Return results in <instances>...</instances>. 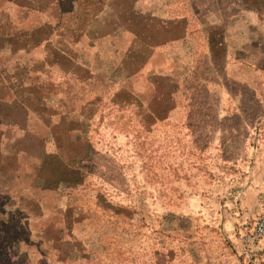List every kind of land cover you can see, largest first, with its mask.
<instances>
[{
  "label": "rangeland",
  "instance_id": "rangeland-1",
  "mask_svg": "<svg viewBox=\"0 0 264 264\" xmlns=\"http://www.w3.org/2000/svg\"><path fill=\"white\" fill-rule=\"evenodd\" d=\"M19 1L22 7L10 0H0V70L13 77L22 63L30 65L46 55L47 48L66 46L60 53L68 58L70 48L78 40L76 56L92 75L84 86L53 76L48 80L40 77V81L52 83L39 89L25 88V84L21 89L15 87L18 98L32 107L45 93L55 95L67 111L71 110L66 118L51 119V135L60 144L56 155L49 154L54 151L52 146H42L41 139L46 138L49 128L28 115L24 117L20 111L10 110L12 92L0 87L6 101L0 111L2 117L27 122L29 131L24 139L21 137L25 133L16 132L15 128L3 127L0 131V149H5L6 155L21 153L19 165L8 157H0V166L6 168L0 173L1 181L7 178L10 185L14 181L12 172L17 171V184L21 186L33 182L60 187L66 183L71 196L82 194L85 201L97 196L95 191L99 190L113 203L132 206L130 218L134 227H120L115 237L116 230L113 231L110 221L104 227V238L96 243L93 240L101 218L78 202L73 232L90 254L99 257L93 264H175L171 257H177L169 243L172 235L165 232L164 238H160L158 224L165 213H169V226L175 220L170 213H174L210 224L219 222L214 225L220 230L223 221L240 223L245 229L258 218L262 210L249 205L241 211L236 194L250 184L246 180L254 173V167H261V159L255 158L264 156V106L259 104L253 89L228 80L221 59H203L206 37L200 33L198 21L191 19L202 15V25L207 27L211 23L209 30L217 35L227 16L237 11L234 2L231 5L229 0H70L58 10L55 0ZM162 8L167 11L165 16L175 20L169 21L167 29L159 24L164 17L160 14ZM252 15L248 13L249 17ZM183 17H188L189 23L177 21ZM184 27L188 39L194 40L198 48L200 61L193 65L186 56H165L146 47L181 36ZM30 35L40 45L25 56L21 51L31 43ZM145 64L152 67L143 68ZM169 72L172 84L159 80L158 76ZM171 92H175L173 99ZM160 95L169 98L162 102L157 100ZM89 99L95 107H84ZM99 105L102 107L98 108ZM145 111L154 116H145ZM79 112L89 117L86 129L81 120L86 116H77ZM33 133L40 138L32 137ZM83 156L87 159L81 173L78 170L75 178L72 174L61 175V163H72ZM39 162L42 169L37 173ZM50 173L52 180L48 178ZM84 175L87 184L80 193L77 185ZM4 185L8 182H2ZM71 196L43 197L46 218L57 222L59 215L67 211L69 199L73 200ZM26 210L21 203L0 196V213L11 212L4 229L0 228V245L18 237L35 240L33 231L38 226L19 212ZM13 247V254H21L17 264L28 262L25 251ZM2 250L0 264H6ZM37 260L35 256L29 263L40 264ZM251 263L247 259V264Z\"/></svg>",
  "mask_w": 264,
  "mask_h": 264
},
{
  "label": "crops",
  "instance_id": "crops-1",
  "mask_svg": "<svg viewBox=\"0 0 264 264\" xmlns=\"http://www.w3.org/2000/svg\"><path fill=\"white\" fill-rule=\"evenodd\" d=\"M229 2V4L232 5L233 0H229ZM250 4H248L246 0H244V2H238L234 6L237 11L227 16V19L221 25L220 31L217 35L212 32L213 29L209 30L208 26H211L209 25L211 23H209L207 27L202 25L204 22V20L200 21L202 15H199L198 17L192 16L191 19L195 22L198 21L199 31L203 35L204 39L206 37V40H204L202 44V48L205 49V51H203L204 53L202 52L203 55H201L203 59L210 62L221 59L222 67L228 80L253 89L257 96V100L260 101L259 104H262L264 106V0H261V6H259V8H255L252 4ZM165 10L166 9L162 8V11L160 12V14L164 15V17L162 18L163 20H160L161 22H159L160 27L163 29H167L169 21H175L169 16H165V14H167V11ZM248 13L253 14V17H249ZM153 17L155 16L153 15ZM177 21H182L186 24L189 23L188 17H183L182 19H178ZM188 38L189 34L187 32V27H184V34H182L181 36L173 40L171 39L170 41H166L156 47H146L151 51L158 50L160 52H163L165 56L169 55V53L170 55L175 54L180 57L186 56L189 61L191 59L190 63H192L193 65V63L200 61L199 56L197 55L198 48L195 41ZM78 44V40L73 43L74 48H70L71 51L69 52L70 56L68 58L63 57L60 53L61 48H66V46L55 47L53 49L47 48V54L43 55L40 59H37L35 62H33V64L29 65V63L27 62L21 64V66L31 67L39 64V60L42 61L43 59H46V68L44 71L45 73L36 76L35 73L28 72V75L24 74V76L20 78L19 76L15 78L6 77L7 83H12L15 85L20 84L21 86L22 84H25V88L32 86L31 88L39 89L42 88V86L45 84L52 83L51 81H40V77L48 80L52 79L53 76H60L64 81L69 79V82H77L80 86L86 85L85 82L90 79L92 72L86 65L82 63V60L78 59V57L76 56V47L78 46ZM173 47L174 49H171ZM73 51L75 52L74 55L72 54ZM52 55H55V58H52ZM189 61L186 63V66L188 65ZM146 65L147 68H149V64L143 65V68ZM158 77L159 80L163 79L165 83H173L172 72H169L167 74L162 73ZM39 84H41V86H39ZM166 98L168 100L169 97L160 95L159 97H157V100L163 102ZM20 101L22 102V106H19L20 108L17 110L22 112L24 114V117L25 115H28L34 118L36 121H41L42 125L45 128L53 127V122H51V119H54L55 117L66 118V116L68 117V115L70 116L72 114L71 110L67 111L64 104H62L61 101L57 99V97H55V95L53 94H40V98L38 99L34 107L28 105V103H25L24 100ZM41 101H43V103L45 104V108L44 110L42 109V111L39 107ZM93 105V103L89 104V101H86L84 107H93ZM23 107H25L26 110L23 109ZM139 107L141 108V105ZM28 108L30 109V111ZM55 108H57V110H55ZM150 113L149 111H147V113L145 111V116L146 114L149 117L154 116ZM77 116L82 118L86 116V114L79 112ZM41 117H44V119L41 120ZM88 118L89 117L86 116L85 118L81 119L83 121L82 124L85 129L87 128ZM49 120L51 124L49 123ZM3 127H9L11 129L15 128L16 132L22 131L26 135L29 134L27 122L22 123L20 121H13L12 124H9L8 121H4V125L0 127L1 131ZM63 130L67 131L68 129L66 130L65 128H63ZM48 132L49 133L48 135H46V138L41 139L44 142L42 146L46 149L48 146H52L54 148V151L49 152V154L56 155L57 151L55 149L60 147V144L55 143L56 140L52 137L50 128ZM32 135L36 138H40V136L36 133H33ZM83 141L84 145L86 141ZM258 158L259 160L261 159V162H259L258 164L262 167V165L264 164V156H257L255 159L257 160ZM86 159L87 158L83 156L75 158L72 163H61V175L65 173L70 175L72 174L75 178L78 174V170L79 173L82 172ZM256 160L255 163L257 164ZM80 161H82L83 168H78V163H80ZM40 163L41 162H39L38 169L36 170L37 173H39V171L42 169ZM261 167H257L256 169L254 167V173L249 174V178L246 180V184H250L241 188L236 194V200L239 201V209L241 211H243L244 208H247L249 205L259 208V211L264 210V168L262 167L261 169ZM48 178L49 180H52L53 173H50ZM38 179L39 178H33L32 180ZM34 184L36 191H34L33 194L40 195L42 197H45L48 194H53L55 196L66 195L63 192L69 191H67L66 187H68V185H66V183L60 184V187L52 185L43 186L39 183ZM85 184L87 183L86 176L84 175L80 178V182L77 185V189L80 191V193H82V189L86 187ZM95 194L97 196H93L87 201H85L82 194H79L75 199L76 205L78 204V202L82 203V206L83 204H85L86 208H89L91 212L96 211L101 218V222L99 221L100 224L96 228V230L98 231V235L93 241L97 243L104 238V227L108 225L110 221L113 231L116 230L115 237L117 236V234H119L118 229L120 227L126 229H131L132 227H134V222L132 223V218H130V212H133L134 210L132 209V206H123L113 203L108 199L105 193L100 192L99 190H96ZM43 201L44 200L42 199V205L44 209L37 206L39 205L38 202L37 205L35 204L38 211L43 212L46 210V206H44L45 203H43ZM168 214L169 213L163 214V218L159 219L158 226L160 228V238H164L162 233L164 234L165 232L166 235H172L169 243L172 244L174 253L177 257L176 260H174L173 256L171 257V261H173V263L247 264V258H245L244 256L242 257L241 255L243 254L242 238L245 234L251 231L256 220L253 221L249 225V227H246L245 229L242 226H239L240 223L234 224L233 222L230 223L229 221H223V229L220 230L219 228H216L217 225H214L219 223L217 221V223L210 224L203 220H196L194 218H190L189 216L185 217L183 215L174 213H170V217L174 218L175 220L173 221L174 223L169 226L167 219ZM165 243L168 244V242ZM260 245L261 251L258 253L256 260L251 264H264V239L261 240ZM96 257L97 256L89 254L86 257V260H81L80 262L81 264H90V262H92Z\"/></svg>",
  "mask_w": 264,
  "mask_h": 264
},
{
  "label": "trees",
  "instance_id": "trees-1",
  "mask_svg": "<svg viewBox=\"0 0 264 264\" xmlns=\"http://www.w3.org/2000/svg\"><path fill=\"white\" fill-rule=\"evenodd\" d=\"M10 1H13V2L19 4L18 6H21L19 0H10ZM69 1L70 0H55V5L58 7V10H61L62 6L64 4L69 3ZM76 1L82 2L85 0H76ZM98 1H100V0H98ZM233 2L235 4H237L238 2H244V0H233ZM250 3L255 8H259V6H261V0H252ZM250 3H248V4H250ZM20 9H23V8H20ZM9 23L11 24L12 22L9 21ZM21 30H22V28H21ZM29 40L31 41V43L29 45L27 44V47L23 51H21L23 54H25V56H28L29 53L32 54L33 51H35V50H38L39 45H40V42L35 41L34 37L31 35H30ZM44 40H48V38L44 39ZM23 58H25V57H23ZM52 58H55V55H52ZM45 60L44 59L42 61L39 60L40 61L39 64H37L35 66H31V67L20 66L18 69H15V72L13 73L15 75H13V77L19 76V78H20V77L24 76V74L28 75V72H31V73L33 72L36 74V76L45 73L44 72L45 68H46V61ZM31 64H33V63H31ZM6 77H8V76L5 74V72L3 70H0V87L7 89L8 92H12V97L8 101V104L10 105V110L18 111L17 109H19L22 106V102L20 101L22 99L18 98L15 87L21 88L22 86L20 84L15 85L12 83H7ZM170 84H172V83H170ZM39 86H41V84H39ZM174 93L175 92H173V94H172V92H171L172 99H173V96L175 97ZM43 101H41L39 104L41 111H42V109L44 110V108H45V104L43 103ZM87 101H89V104H92V103L95 104L94 101L91 103V99H89ZM5 103H6L5 99L2 98V96L0 94V111H1V108L3 107V104H5ZM96 103H98V102H96ZM122 106L127 107V105H122ZM94 107H95V105H94ZM101 107H102V105L98 106V108H101ZM23 109L26 110L25 107H23ZM28 109H27V111H28ZM55 110H57V108H55ZM29 111H30V109H29ZM4 121H8L9 124H12V122H13L8 117H2L1 112H0V127L4 125ZM0 131H1V129H0ZM27 135L26 134L24 136L22 135L21 139L28 137ZM0 137H1V135H0ZM32 137H34V136L32 135ZM55 140H57V139H55ZM0 142H1V140H0ZM41 142H42V144L44 143L43 140ZM55 143L57 144V143H59V141H56ZM58 148H60V147H58ZM41 149H42V151L44 150L43 147H41ZM5 152H6L5 149H0V157L1 158L2 157H8L11 160V162L15 163L16 165H19V163L17 161V159L21 156L20 155L21 153L19 151H17L15 154L13 153L10 155H6ZM81 167L83 168L82 161H80V163H78V168H81ZM4 168L5 167L2 168L0 166V173L5 171ZM16 173H17V171L12 172L14 181L11 182L10 185H9V179L5 178L6 180L4 179L1 181V177H0V196L7 197V198H9L10 201H13V202L15 201V202L21 203L23 206H26L27 210L25 212H22V211H19V212L21 213V215H25V217L27 216L30 223L35 224L38 227H37V229H35V231H33L34 238H35V240H33V241H31L30 239L18 237L16 239L13 238L7 242L5 241L3 244L0 245V250L3 249L2 251H4V254H5L4 260L6 261V264H17L18 258L21 255L20 253L13 254V250L11 248L12 245L17 250L22 249V251H25V254H23V255L27 256L28 262H26L24 264H30L29 260H33V258H35V256H38L39 260H37V262L40 264H76V263L80 262L81 260H86L87 255L90 254L88 249H87V246L84 245L82 243V240H80L77 237V235H75L73 232L75 229V224H76V219L74 218V215L76 214V212L78 210V209H76L77 205L75 204L76 196H71L72 195L71 191H69V192L64 191L63 193L66 195H61V196L56 195L57 197H60V198H62V197L67 198V197L71 196L73 201H70L69 202L70 204L68 203L66 205L67 211L64 213H61L59 215V220L57 222L51 221V220L45 218L46 215L44 214V211L42 212V211H38L36 209L37 202L39 203V205H37L38 207H40L42 209H44V207L42 205L43 197L40 195L33 194L34 191H36L35 184L33 182H31V183H28L27 186L18 185ZM4 181L6 183L8 182V185L7 186L4 185L5 187H2V182H4ZM56 196L54 197L55 199H57ZM10 213H11L10 211L0 213V226H2L0 228H2V230L4 229L3 226H5L8 223L7 218H8V215ZM95 214H96V216H98L100 218L99 214L96 211H95ZM103 217H104V215H103ZM1 232H0V234H1ZM44 244H45V247L43 249L42 246ZM14 247H13V249H14ZM32 249L34 250V252H31ZM17 250H16V252H18ZM48 257L50 259H48ZM98 258L99 257L97 256L95 259H98ZM5 261H3V262H5ZM92 262H90V264H93Z\"/></svg>",
  "mask_w": 264,
  "mask_h": 264
},
{
  "label": "built area",
  "instance_id": "built-area-1",
  "mask_svg": "<svg viewBox=\"0 0 264 264\" xmlns=\"http://www.w3.org/2000/svg\"><path fill=\"white\" fill-rule=\"evenodd\" d=\"M264 239V210L258 216L250 232L242 238V252L249 262L256 260L261 251V240Z\"/></svg>",
  "mask_w": 264,
  "mask_h": 264
}]
</instances>
